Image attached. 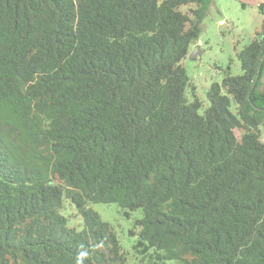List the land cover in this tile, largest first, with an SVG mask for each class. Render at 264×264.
<instances>
[{
  "label": "trees",
  "instance_id": "16d2710c",
  "mask_svg": "<svg viewBox=\"0 0 264 264\" xmlns=\"http://www.w3.org/2000/svg\"><path fill=\"white\" fill-rule=\"evenodd\" d=\"M212 2L0 0V264H127L97 203L141 211L132 264H264V33L202 109Z\"/></svg>",
  "mask_w": 264,
  "mask_h": 264
},
{
  "label": "rangeland",
  "instance_id": "374dc122",
  "mask_svg": "<svg viewBox=\"0 0 264 264\" xmlns=\"http://www.w3.org/2000/svg\"><path fill=\"white\" fill-rule=\"evenodd\" d=\"M264 0H213L202 22L199 40L191 46L200 45L201 54L196 60L189 55L183 60L196 95L203 102L202 109L209 106L207 91L214 82L220 83L227 73H242L238 53L249 45L258 33H264V15L259 11ZM259 89H264V69L259 78ZM188 94L192 95L191 88ZM264 141V133L261 137ZM67 204L66 214L70 225L80 224V214ZM117 232L123 249L128 252L127 264L135 260L132 245L135 236L129 234L134 222L141 216V211H129L126 215L117 203L91 205Z\"/></svg>",
  "mask_w": 264,
  "mask_h": 264
},
{
  "label": "water",
  "instance_id": "95a60500",
  "mask_svg": "<svg viewBox=\"0 0 264 264\" xmlns=\"http://www.w3.org/2000/svg\"><path fill=\"white\" fill-rule=\"evenodd\" d=\"M201 54V49H200V45L199 44H196L193 48L192 51H190L189 53V57L190 59L192 60H196L197 57ZM260 71V70H259ZM259 77V74L257 75V78Z\"/></svg>",
  "mask_w": 264,
  "mask_h": 264
}]
</instances>
